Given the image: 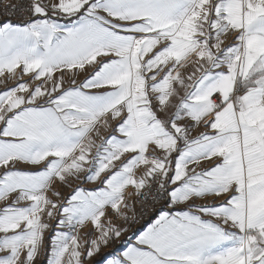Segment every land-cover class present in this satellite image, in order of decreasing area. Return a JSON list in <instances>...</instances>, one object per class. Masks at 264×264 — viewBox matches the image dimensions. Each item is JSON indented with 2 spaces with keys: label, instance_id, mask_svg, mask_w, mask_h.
<instances>
[{
  "label": "snow or ice",
  "instance_id": "obj_1",
  "mask_svg": "<svg viewBox=\"0 0 264 264\" xmlns=\"http://www.w3.org/2000/svg\"><path fill=\"white\" fill-rule=\"evenodd\" d=\"M0 78V264L57 216L47 264H86L139 197L107 264H264V0H0Z\"/></svg>",
  "mask_w": 264,
  "mask_h": 264
},
{
  "label": "rangeland",
  "instance_id": "obj_2",
  "mask_svg": "<svg viewBox=\"0 0 264 264\" xmlns=\"http://www.w3.org/2000/svg\"><path fill=\"white\" fill-rule=\"evenodd\" d=\"M61 22L67 23V21L64 20H62ZM3 79L4 78H0V80ZM24 79H27V77H25ZM16 83H17L16 80H7L4 83H0V90H4L5 88H11L15 86ZM18 167L26 170H33V171L37 170L35 168H32V166L18 165ZM77 186L84 188L85 191H93L99 187V184L98 183L94 184L84 179L73 180L71 187H69L68 185H57V189L61 195L59 198L57 197H52V198L58 199L60 202L66 201L72 194L73 189ZM131 200L132 199L129 200V203L131 202ZM3 206H4V202H0V207ZM107 215L112 218L114 223L121 224L119 222V219L116 218L115 215L112 213L111 209H108ZM45 219L48 223H50L51 227L45 233V248L42 249L36 264H47V258L48 256H50V247H49L50 238L54 235L55 231L61 230L57 228V220L59 219V216L51 220H47L46 217ZM127 227H129V231L127 233H124L119 240H114L107 247H103L101 249V252L98 253L95 257H93L91 260L87 261L86 264H107L109 260L122 256L123 251H125L128 246H130L131 244H135L134 240L136 239L137 234L139 233L138 230L140 226H137L136 228L130 226ZM62 230L67 231L68 229H62ZM85 233H91L92 237H95V235H97V233L93 230L91 225H88L87 228L81 230V235H84Z\"/></svg>",
  "mask_w": 264,
  "mask_h": 264
},
{
  "label": "built area",
  "instance_id": "obj_3",
  "mask_svg": "<svg viewBox=\"0 0 264 264\" xmlns=\"http://www.w3.org/2000/svg\"><path fill=\"white\" fill-rule=\"evenodd\" d=\"M144 199H145L144 197L132 198L130 204L134 205L136 222L124 226H130L136 228L140 224L150 220L153 217V215L156 213V208H159L160 205H156V208H153L150 198L148 200V203L142 204L141 201H143ZM129 215L132 216V213L130 212ZM119 222L122 224V221L119 220Z\"/></svg>",
  "mask_w": 264,
  "mask_h": 264
},
{
  "label": "crops",
  "instance_id": "obj_4",
  "mask_svg": "<svg viewBox=\"0 0 264 264\" xmlns=\"http://www.w3.org/2000/svg\"><path fill=\"white\" fill-rule=\"evenodd\" d=\"M84 78H85L84 75H81V76L79 77L80 80H83ZM201 130H203V129H197V130L193 133V135L198 134V132L201 131ZM214 162H215V161H213L212 163H214ZM205 166H206V167H207V166H210V164H209L208 162H206ZM196 203H197V204H200V203H203V202H202V201H196ZM217 203H219V201H217ZM154 216H156V213L153 215V217H154ZM153 217H152V218H153ZM152 218H151V219H152ZM151 219H150V220H151ZM150 220H148V221H150ZM148 221H146V222H144V223H142V224L139 225V226H140V227H139V230H138L139 233H140V231H142V230L144 229V227H146V224H147ZM139 233L137 234V236L139 235ZM136 239H137V237H136ZM136 239L134 240V242H136Z\"/></svg>",
  "mask_w": 264,
  "mask_h": 264
}]
</instances>
